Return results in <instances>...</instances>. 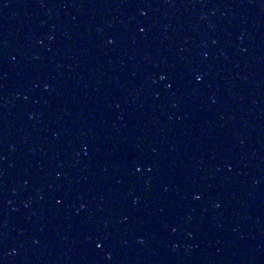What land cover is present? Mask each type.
<instances>
[{
	"label": "water",
	"instance_id": "95a60500",
	"mask_svg": "<svg viewBox=\"0 0 264 264\" xmlns=\"http://www.w3.org/2000/svg\"><path fill=\"white\" fill-rule=\"evenodd\" d=\"M0 264H264V0H0Z\"/></svg>",
	"mask_w": 264,
	"mask_h": 264
},
{
	"label": "snow or ice",
	"instance_id": "6c2138e0",
	"mask_svg": "<svg viewBox=\"0 0 264 264\" xmlns=\"http://www.w3.org/2000/svg\"><path fill=\"white\" fill-rule=\"evenodd\" d=\"M165 77H161V79H164ZM169 87H171V85H169ZM139 170V169H138ZM197 199H199V197H197ZM97 247H102V245L98 244Z\"/></svg>",
	"mask_w": 264,
	"mask_h": 264
},
{
	"label": "clouds",
	"instance_id": "9594fccd",
	"mask_svg": "<svg viewBox=\"0 0 264 264\" xmlns=\"http://www.w3.org/2000/svg\"><path fill=\"white\" fill-rule=\"evenodd\" d=\"M198 79H199V77H198Z\"/></svg>",
	"mask_w": 264,
	"mask_h": 264
}]
</instances>
